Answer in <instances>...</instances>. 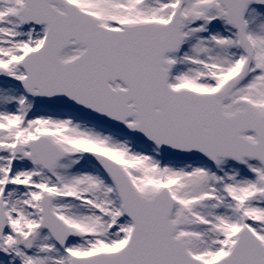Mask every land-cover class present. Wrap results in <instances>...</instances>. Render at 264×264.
<instances>
[{
  "label": "snow or ice",
  "instance_id": "1",
  "mask_svg": "<svg viewBox=\"0 0 264 264\" xmlns=\"http://www.w3.org/2000/svg\"><path fill=\"white\" fill-rule=\"evenodd\" d=\"M0 264H264V0H0Z\"/></svg>",
  "mask_w": 264,
  "mask_h": 264
}]
</instances>
